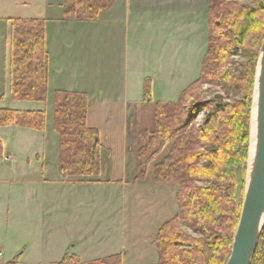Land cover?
I'll use <instances>...</instances> for the list:
<instances>
[{
	"label": "trees",
	"instance_id": "16d2710c",
	"mask_svg": "<svg viewBox=\"0 0 264 264\" xmlns=\"http://www.w3.org/2000/svg\"><path fill=\"white\" fill-rule=\"evenodd\" d=\"M116 0H63L62 18L92 21ZM252 5L237 0H208L207 48L199 76L176 101L153 103L152 126L137 134L134 182L153 165V180L175 183L176 214L157 231L154 264H225L232 245L241 202L236 200L237 170L248 157L249 113L259 47L264 34V0ZM220 18V21L216 20ZM11 22L9 93L16 101L45 102L48 80L46 21L6 18ZM239 51L245 65L230 66ZM228 65V66H227ZM203 83L242 100L226 102L220 95L188 102L191 90ZM150 79H145L142 103L150 102ZM87 95L75 90L53 93V130L58 136L57 168L61 178L90 177L100 171L99 136L87 125ZM201 113L204 118L195 124ZM44 111L0 108V127L16 125L43 131ZM182 225L192 230L185 233ZM77 257H63L64 264ZM91 264H120L121 256L96 259ZM6 264H17V258ZM251 264H264V227Z\"/></svg>",
	"mask_w": 264,
	"mask_h": 264
},
{
	"label": "rangeland",
	"instance_id": "374dc122",
	"mask_svg": "<svg viewBox=\"0 0 264 264\" xmlns=\"http://www.w3.org/2000/svg\"><path fill=\"white\" fill-rule=\"evenodd\" d=\"M44 1H48L49 10L43 9ZM59 1L61 0H0V18H48L51 16V18L54 17L56 20L59 19L60 21L63 18L62 7L57 5ZM237 1L252 5L251 0ZM100 15L102 17L104 14L101 13ZM203 16L204 14H202V32L201 35H198L200 39L199 47L195 46V43H193L191 50L188 48H170L167 51H160L159 49L149 51L143 48L140 51L142 56V61L138 64L140 72L147 76L148 79H150V76H153L156 79L161 78L165 80V82L163 83L164 85L158 86L156 79H154L156 82L152 86L150 83L151 101L141 103V107L135 108L128 117L129 146L125 162V172L127 176L121 181L123 182V186L128 189L127 200L130 207L131 205L138 207L154 204L158 193L154 191L148 192L149 190L146 189L147 186H154L155 184H175L157 183L153 180V165L166 152L167 147L149 164L145 177L142 180L134 182L136 173V138L137 131H139L135 127L137 124L141 125L140 128L143 126L147 128L152 126L153 103L157 101H176L180 96L178 93H181L179 92L181 88L190 84V82H193L199 76L201 61L205 52ZM59 17H61V19ZM2 20L4 21V19ZM216 20L220 21V18H216ZM194 26L195 25H191L185 29H192ZM90 29H95L97 34L96 38H90L89 40ZM103 31V17L97 22L74 19L60 21L57 24L53 22L47 23L46 36L47 43L50 46H48V48L52 50V54L56 53V63L65 67V73L61 76L64 81L71 82V80L78 78L80 82L81 78V80H83L90 76L93 80L98 81L100 84L99 88L101 87L103 90H107L108 87L106 88V86L111 82V90L115 91V86H117L118 83L120 84V75L124 73V70L127 73L130 72L124 60H120L119 58V48L116 50H109L107 48V42L104 43ZM183 32L185 31L181 33ZM7 43L6 46H4L5 71L3 68L0 76V79L4 77L5 80H8L10 73L9 56H11L7 49ZM108 44H110V40H108ZM153 52L154 59L153 57H149V54ZM59 53L60 55H58ZM229 60L230 66L235 68L238 65H245L248 58L244 52L239 51L236 55L231 56ZM60 87H64V85ZM52 88L53 86L50 84L48 92H50L49 90ZM191 93L188 102L196 99L210 100L217 95L223 97L226 102L243 99V94L238 89L227 95L222 88L209 83L201 84L191 90ZM10 99V97L7 98L9 101ZM46 99L43 106L46 119L43 133L46 137V142L44 146L43 144L41 146L45 154L46 178L48 180L45 183L48 197L47 220L46 223L44 221V224L40 227L39 221L37 220L36 222L34 212L31 211L27 213L26 208L23 207L25 196L23 179L27 176V173L28 176H30V171H32L35 162L31 161L29 167L27 161L25 160L22 162L21 158L23 156H32V151L39 145L38 140L40 131L34 129L22 130L23 128L18 127L16 129L20 130H14L13 133L10 131L9 133L1 132L0 143H4V155H15L17 161L15 159L7 161L0 160V247L2 248L3 256L13 251H26V253L31 252L33 259L41 263L46 262L52 264L53 262L61 261L63 257H77L78 261L72 259L69 263L66 262L64 264H81L79 257L98 259L99 257L97 256L101 253L100 248L102 247V249L105 248L110 250L115 244L113 240L118 238L117 235L105 236V234H103V238L101 239L103 241L100 242V240L96 242V237H98L96 235L99 231L107 229V231L109 230L108 232H111L116 225L113 221H108V219L105 220L101 217L94 220L98 215L105 216V212L98 208V206H94V204L100 205L105 198L114 201L118 196V194L115 196L117 187L106 184L104 186L107 190H104L101 184L83 185L82 181H76L77 179L75 178L60 177L57 168L58 137L52 126L53 95L48 93ZM5 101L6 98L0 100V108H9L10 105H14L13 101H11L9 105L5 104ZM250 117L251 106L249 113V129ZM203 118L204 114L201 113L197 116L195 124L197 126L201 124ZM2 153L3 151L1 149L0 154ZM246 165L245 167L240 166L237 170L239 185L236 192V200L238 203L241 202V205L246 184ZM141 183L142 185L139 186ZM134 184H137L138 186L136 187L138 188L136 190H130ZM77 186H87L86 190L81 191L84 194V200L78 198L80 195L82 198V194L75 190ZM169 188L171 190V187ZM6 189H9L11 193L5 195L4 191H6ZM58 189H62V193H60ZM172 193L174 195L173 189L171 190V194ZM57 198L63 203L61 206H56ZM151 201H153L152 204H150ZM80 203L85 204L84 206H87L86 209H82L84 206L80 207ZM149 207L150 206H148V208ZM56 208L58 210L61 208L63 209L62 217L56 216L60 213ZM84 211H88L91 218H87L83 214L81 215ZM167 212H169V209ZM148 213V209L143 211V215H147ZM168 214H170V212ZM165 215L167 214H164L156 220L154 224L156 227L165 218ZM100 220L102 221L98 224ZM92 226L97 229L96 235L87 233L90 232V227ZM39 228H41V231ZM182 229L185 233L193 235L192 230L184 225H182ZM85 233L87 236L88 234L90 235L82 239ZM108 239H111V241L109 242ZM154 247V244L148 239L141 246L139 253L137 251L138 249L134 250L137 251L138 254H133V256H135L133 261L145 259L143 262L146 263L148 260H153L155 258ZM141 252L144 254L139 255ZM90 262L85 264H91Z\"/></svg>",
	"mask_w": 264,
	"mask_h": 264
},
{
	"label": "crops",
	"instance_id": "0c3cea01",
	"mask_svg": "<svg viewBox=\"0 0 264 264\" xmlns=\"http://www.w3.org/2000/svg\"><path fill=\"white\" fill-rule=\"evenodd\" d=\"M48 1H44L43 9L49 10ZM63 0L57 2V5L62 7ZM207 8L208 0H116L112 7L107 10L100 12L95 20L90 22H97L103 17L104 19V43L107 42V48L109 50L120 51L119 58L124 60L130 72H126L120 75V84L115 86V91L111 90L112 83L106 86L107 90L99 88V83L97 80H93L92 77L78 81V78L71 80V82L64 81L61 76L65 73V67L56 63V53H51V49L48 48L46 36V49L48 52V80H47V95L51 93L53 95L55 90H75L78 92H84L87 95V125L91 128H95L98 131L100 150H99V160H100V171L97 176L93 177H72L77 179L76 181H82L83 185L89 184H101L104 190H107L104 185H112L117 187L114 201L111 199H104V201L98 206L105 212V216L98 215L94 220L104 218L108 221H113L116 225L113 227L111 232L107 229L101 230L96 235L97 229L92 226L90 227L91 235L94 234L97 241H100L105 236L117 235L118 238L113 241L115 244L113 247L108 249L100 248L101 253L97 257L105 258L113 255L121 256L120 264H154L157 261V253L155 250V258L153 260H148L146 263L142 260L133 261L134 253H139L141 246L149 239L152 244L159 230L160 226L170 218H172L177 212V201L175 198L176 184H155L154 186H147L148 192L158 193L156 200L153 205H142L134 206L128 203V189L123 186V178L127 176L125 172V162L126 154L128 152L129 146V114L137 107H141L143 100V87L144 81L147 79L143 73L140 72L138 64L142 61L141 50L146 48L149 51H154L159 49L160 51H167L170 48H188L192 49L193 43L195 46L199 47V37L202 32V14H204V35H205V51L207 48ZM63 13V8H62ZM101 13L104 15L101 17ZM63 17V16H62ZM61 19V17H59ZM4 19V21L2 20ZM45 19L47 23L57 24L60 21H68L74 19H61L59 21L54 17L42 18ZM191 25H195L192 29H185ZM0 76L1 70L4 68L5 71V48L6 43L10 41L11 35V22L6 21L5 17L0 18ZM46 30V28H45ZM182 31H185L181 33ZM199 33V34H198ZM96 30H89V40L90 38H96ZM194 35V36H193ZM194 39V40H193ZM110 40V44H108ZM193 40V41H192ZM9 44V45H8ZM50 47V46H49ZM7 49L9 54L10 42L7 43ZM123 51V52H122ZM160 54V53H159ZM205 54V52H204ZM60 55V53L58 54ZM122 55V57H121ZM157 56V55H156ZM149 57H153L154 52L149 54ZM156 58V57H155ZM3 59V61H2ZM10 60V56H9ZM94 76V75H93ZM151 86L157 81V85H164L165 80L156 79L155 77H149ZM156 79V81L154 80ZM191 83V82H190ZM53 86L50 92H48V87ZM64 85V87H60ZM189 85V84H188ZM188 85L181 88L179 92H182ZM110 91V92H109ZM181 93H178V95ZM11 98L9 93V76L8 80L0 79V100L6 98L5 104H10L13 101L14 105H10L9 108L14 110L22 111H44V102H33V101H16L12 98L7 100L8 97ZM47 100V99H46ZM21 103H16V102ZM46 102V101H45ZM1 107V106H0ZM140 124H137L135 128L140 129ZM23 128L16 125L3 126L0 127V133H13L14 130H20L16 128ZM22 130H28V128H23ZM136 130V129H135ZM138 132V131H137ZM38 146L32 151V156H23L21 161H27L30 167V162L34 161L32 171H30V176L23 179L24 183V203L23 207L26 208V212H34L36 222L40 224L46 223L48 216V197L47 189L45 183L48 181L46 178V165H45V154L43 153V146L45 145V136L43 131L39 132ZM138 134V133H137ZM58 137V136H57ZM132 139V138H131ZM2 143V142H1ZM0 151L2 149L3 153L0 154V160L7 161L10 159L17 158L15 155H4V143H2ZM137 143V138H136ZM58 152V151H57ZM107 161V165H106ZM96 178V179H94ZM119 179V180H118ZM19 181V180H18ZM20 182V181H19ZM142 185L139 184V186ZM137 184L132 186L131 189H137ZM173 193L171 194V190ZM173 187V188H172ZM87 186L75 187V190L82 194L84 200V194L81 192L86 190ZM113 190L112 188H110ZM62 193V189H58ZM115 190V189H114ZM5 195L10 194V190L6 189ZM76 193V192H75ZM171 194V198H170ZM151 201L150 204H152ZM63 203L56 199V206H61ZM85 204L80 203L79 206L82 207ZM146 206V207H145ZM148 206H150L148 208ZM84 206L82 209H86ZM145 207V208H144ZM81 209V210H82ZM145 209L149 210L147 215H143ZM169 209V212L167 210ZM175 209V210H174ZM57 211V217H62L61 208ZM80 210V211H81ZM8 211V209H7ZM9 214V213H8ZM91 218L88 211H84L81 215ZM165 215V218L157 225H154L159 217ZM114 217V218H113ZM102 220L98 221V224ZM97 225V224H95ZM41 231V228H39ZM102 232V233H101ZM113 232V233H112ZM85 233L82 239L89 237ZM101 240L100 242H102ZM110 242L111 239H108ZM2 242V241H1ZM1 248V247H0ZM155 248V247H154ZM138 249V250H137ZM137 250V251H134ZM137 253V254H138ZM31 252L26 253V251H13L9 254L3 256L2 248L0 249V264H6L17 258V264H48L41 263L38 260L33 259ZM140 253L139 255H143ZM153 256V257H154ZM81 264L88 263L90 261L96 260L95 258H80Z\"/></svg>",
	"mask_w": 264,
	"mask_h": 264
},
{
	"label": "water",
	"instance_id": "95a60500",
	"mask_svg": "<svg viewBox=\"0 0 264 264\" xmlns=\"http://www.w3.org/2000/svg\"><path fill=\"white\" fill-rule=\"evenodd\" d=\"M246 168L240 215L225 264H251L264 227V34L253 81Z\"/></svg>",
	"mask_w": 264,
	"mask_h": 264
}]
</instances>
